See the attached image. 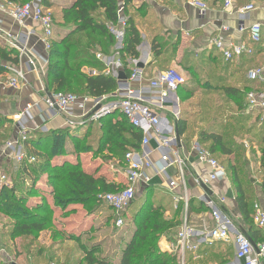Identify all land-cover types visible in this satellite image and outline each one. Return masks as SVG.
Listing matches in <instances>:
<instances>
[{"label": "trees", "instance_id": "obj_1", "mask_svg": "<svg viewBox=\"0 0 264 264\" xmlns=\"http://www.w3.org/2000/svg\"><path fill=\"white\" fill-rule=\"evenodd\" d=\"M3 1L23 6L32 0ZM53 1L63 0H42L43 9L50 11L54 5ZM120 2V0H75L70 6L60 8L57 17L52 14L54 31L55 33L57 31V34L59 32L62 36L51 41L48 51L45 85L47 94H71L68 91H81L90 99L112 96L118 89V82L115 78L102 74L104 65L96 59L98 53L105 56H114L118 53L123 62L124 75L126 78L131 76L134 67L130 62L140 59L139 48L143 43V37L136 24V18L143 13L142 11H145L146 7L136 9L133 8L130 0H123L122 15L126 19V26L122 46L117 51V41L108 26L118 24L121 15ZM263 44L262 38L261 44L257 46ZM178 45L177 42L166 47L160 35H153L152 53L162 69L168 70L170 63L175 60ZM97 50L100 52H96ZM254 55L245 57L252 58ZM220 56L222 57L221 53L217 57ZM198 57L197 60H192L191 56L185 57L180 64L181 67L187 72H194V75L197 76L202 71H207L208 75L211 76V80L216 83L217 87L221 88L224 97L231 101L234 99L237 105H241L240 111L242 110L243 113L236 120L240 125V128L236 129V134L240 135L242 133L247 137L246 139L250 144L256 143L258 145L261 152V168L264 170V120H262L258 111L248 112L247 110L246 97L250 89L241 90L231 83L228 78V65L231 62L213 61L206 53H202ZM0 60L6 66H17L20 63L19 52L0 43ZM83 66L88 67L90 71H97L98 74L92 75L85 72L82 70ZM6 71H8L7 68L0 67V74ZM186 85L187 83L179 89V96ZM259 90H262V88H259ZM253 119L255 121L250 125L249 123ZM4 122L0 119V131L2 129L1 124ZM191 122L192 120L187 116L186 110L181 108L177 125L178 135L186 133L192 125ZM94 123L99 124L101 134L93 139V136L90 137L89 131L78 127L73 128V130L59 129L35 135L28 134L24 142L25 148L28 156L34 157L36 162L30 164L26 160L18 166L17 170L14 169L13 164L10 165L14 183L12 185L8 183L0 184V215H5L11 219L6 237L10 240L21 238L23 252L31 253L33 249L36 250L35 247L38 245L40 235L51 225L52 214L46 195L49 194L56 207L67 208L70 205H81L93 212L103 208L102 204L105 203L104 197L106 195L123 190V187L119 188L115 182L109 181L106 176L99 175L96 172L87 173L80 162L56 164L59 162L56 160L57 158L71 154L80 155L81 153L107 151L115 159L120 158V153H124V159L128 152L140 150L143 133L134 128L122 115L110 114L97 122H89L86 125L95 127ZM227 129L229 130V128L219 129V131L204 129L198 134L199 143L209 150L213 156L218 155L219 158L221 156L226 159L225 161H218L225 168L227 180L235 193L243 225L242 230L253 244L263 243L264 232L255 226L252 218L256 198L249 196L245 189L247 181L253 184L252 177L249 175L250 163L247 159V151L243 143L237 144L234 137L229 139L226 134ZM8 140L9 135L7 133L5 135L0 133V143ZM45 178L48 181L46 190H43L45 193L41 190V194L39 192L38 195H34L33 191H36V184ZM261 186L264 192V176ZM152 188V185H148L144 188V192L148 193ZM145 193L144 195H146ZM36 197H41V201L34 207L31 204L32 199ZM167 199H170V197H167ZM143 200L136 201L138 202L139 212L135 213L133 221L137 226L133 232L132 241L125 247L117 264H171V261L181 264L177 255H171L160 250L159 247V241L163 238V235L172 232V229L178 226L179 221L158 219V211L160 210L154 208L151 203L143 204ZM133 206L132 204L130 208L132 209ZM181 211L182 208L179 214ZM207 211L208 208L204 203L190 200L188 223L193 215L206 213ZM126 213L122 215L123 219H125ZM139 219L142 220L138 221ZM60 237L63 238V234ZM257 238L259 240H256ZM218 248L219 244L213 247L202 246L195 252L187 254L186 264H191V259L196 258L194 261H198L206 255L209 256L210 260L215 259L214 261L218 260L222 264L227 263L226 258L231 256V249L226 248L225 253L224 251L217 253ZM82 250L86 264H99L95 258V255L99 252L98 250L87 249L84 246ZM39 253L46 255L43 248H40ZM50 253L51 248L48 249L47 255L50 260H55L54 255ZM33 258L36 260L37 255ZM34 263V261L31 262V264Z\"/></svg>", "mask_w": 264, "mask_h": 264}, {"label": "built area", "instance_id": "obj_2", "mask_svg": "<svg viewBox=\"0 0 264 264\" xmlns=\"http://www.w3.org/2000/svg\"><path fill=\"white\" fill-rule=\"evenodd\" d=\"M191 7L197 8L202 14L208 11V6L199 0H189ZM226 7L233 5L232 0H226ZM123 3L120 5V18L116 25H109L108 28L117 41L118 51L123 43L124 28L126 19L122 15ZM253 5L242 8L239 12L241 15H247L254 11ZM0 14L13 19L23 30L26 31L24 37H10L6 43L10 49L19 52L20 63L17 66H11L8 69V84L14 90H18L22 82L26 80V72L21 66L23 56L27 57L26 69L37 71L40 60L48 67V57L41 56L28 47V39L35 35L39 30V39L43 41L45 50L49 51L51 41L55 39L54 23L52 15L42 7V0H32L21 6L10 2L0 3ZM248 42L226 44L221 38L213 40V47L216 48L223 56L226 62L239 60L245 56L255 54V48L262 42L263 28L259 23H253L249 29ZM96 59L104 65L102 74L107 77L115 78L118 82L117 91L107 98L93 99L94 111L89 115L90 121L97 122L101 118L110 114L122 115L134 128L143 133L141 148L138 151H130L124 157L126 166V183L128 186L123 190L106 195L104 202L116 214V225L123 226L124 219L122 215L127 212L130 206L136 200V188H144L151 184L152 178L147 175L151 170L157 174H164L173 166H178L180 176L176 181H170L169 188L176 191L178 188L187 191V185L183 173V161L176 156L174 160L171 155H162L161 163L156 166L151 160V151L149 150L152 140L158 145V149L172 151L181 143L177 135V125L181 115L180 99L178 98L179 89L186 84L184 76L176 69L170 68L166 71L159 72L144 87L146 74L139 65L141 60H132L130 63L134 71L126 80H119L121 73H124V66L118 53L114 56H105L102 53L96 55ZM89 74L97 75V71H89ZM247 78L255 85H261L263 88L253 87L247 92L248 112L258 111L262 120H264V66L256 67L247 72ZM142 85V86H139ZM138 86V87H137ZM46 93V92H45ZM47 94V93H46ZM43 98L42 102L50 113H71L74 107L80 102V99L73 94L57 93ZM35 105H28L21 115L24 118L30 116V110ZM168 107L173 109L172 122L167 123L162 112ZM29 132L22 131L16 140H8L0 143V150L14 163V169L24 161L34 164L36 159L27 154L25 140ZM246 147L248 145L246 144ZM194 150L200 165L207 169L203 176L196 178L198 186L207 188L212 183H218L227 180V173L223 165L213 154L200 144L195 145ZM170 153V152H169ZM7 177L1 176V184ZM209 192V190H208ZM206 207L209 210L210 222L202 218L199 225L194 226L188 223V212L190 199L185 196L175 198L176 203H182L184 224L176 236V246L171 245L167 248L168 252L175 253L181 264H186L187 254L195 252L198 248L213 247L216 244L232 246L234 248V262L229 264H264V242L253 244L244 231L236 224L233 218L225 211L227 203L225 197L212 194H206L203 198ZM253 222L255 226L264 231V206L255 202L253 207ZM1 238V233H0ZM0 258V264H2Z\"/></svg>", "mask_w": 264, "mask_h": 264}, {"label": "crops", "instance_id": "obj_3", "mask_svg": "<svg viewBox=\"0 0 264 264\" xmlns=\"http://www.w3.org/2000/svg\"><path fill=\"white\" fill-rule=\"evenodd\" d=\"M74 1L75 0H72V3ZM199 1L205 3L208 6V11L205 14H202L199 9L191 7L189 4V0L133 1V8L139 9L144 6L146 7L144 9L145 11H142L143 13H141V15L136 18V24L143 37V43L139 48L141 56L139 60L142 61L141 64H143V68L141 69L146 74L145 83L143 84L144 87H146L148 85V82L153 79L159 72L166 71V69H162L157 64V60L154 58V55L152 53L151 42L153 35H160V37L163 39V44H166V47H169V45L173 43H179L176 52V58L172 63H170L168 67H174L181 71L184 69L180 64L183 62L185 57L191 56L192 60H197L199 58L198 56L202 53H206V55H208V57H211V60L213 61L220 60L223 63H226V61H223V56L217 57L220 55V52L213 47V40L216 38H221L226 44L248 42V29L253 23H259L262 25V38L264 42V0H232L233 5L230 8L226 7V0ZM1 2H3V0H0V3ZM121 4L122 3H120V5ZM249 5H253L255 10L248 13L247 15H241L239 11ZM24 34H26V31L23 30L13 19L0 14L1 44H3L4 46H8L6 42L8 40H11L9 39L10 37L25 38ZM57 38L58 36L55 33V39ZM27 39L28 47L30 49H34L41 56V58L48 57V53L45 50L43 41L39 39V30H37L35 35H32ZM245 58L234 60L229 63V65L227 64L229 67V80L236 88L241 90L251 89L253 87L263 88L261 85H255L250 82L247 78V72L253 68L264 66V44L255 48V55L252 58ZM26 61L27 57L23 56L21 59V66L26 72V80L20 84L18 90H14L8 84V71L0 74V119L5 121L3 124H1L2 129L0 133L3 135L7 133L9 135V140H16L20 136V133L22 131L29 132L30 135H35L37 133H47L52 130L66 129V114L50 113L47 110L45 104L42 102L43 98L48 96L45 93L47 65L44 64V61L40 60V66L37 71H30L26 69ZM0 67L7 68L8 70L11 65L6 66L5 63L0 60ZM110 97H107V102L112 100L110 99ZM178 98H181L179 94ZM85 100H81L72 110L75 116H79L80 114L82 115L86 113L87 110L94 108V102L92 101L93 99ZM28 105H35V107L30 110V116L24 118L21 115L26 110V107ZM181 108L182 103L180 99V109ZM172 111L173 109L171 107H168L166 111L162 112V115L164 116L167 123H171L173 120ZM254 121V119L251 120L249 124L252 125ZM191 129L192 125H190L186 133H184L183 135H179L181 143L177 147H174L172 151H164L161 149L159 150L155 140H152L149 146V150L151 151V160L156 166H158V163H161L160 161L163 154L167 156L171 155L172 160H174L177 156L183 161V173L187 185V191L185 192L180 188H178L176 192L168 189V184H166L165 181L166 178H168L170 182L176 181L180 176V169L176 165L168 169L164 174L160 175L157 174L154 169L149 171L147 175L152 178L150 185L163 186L164 184L163 187L168 189L170 196H172L173 199L176 198L177 194L185 196L186 193L191 201H198L204 204L205 202H203V198L208 193H213L215 197H225L227 200V203L224 207L225 211L242 229L243 225L235 193L228 180H224L218 183H212L207 188H205L204 186H198L196 184L195 179L198 178V176H203V174L206 173L207 169L200 165L198 162L194 147L195 145L200 144L199 138ZM190 134L193 135L189 136ZM243 142L244 147L247 151L246 155L250 166L256 161L259 162V167L260 169H262L260 163L261 152L259 151L258 145L256 143L250 144L248 140H245ZM246 144L248 145V147H246ZM105 152L107 151L89 154L81 153L80 155L71 154L66 157L57 158L56 160L59 162H68L73 159V161H75L73 163H81L84 161V157L85 159H87L89 157L91 158L98 155L108 157V161H116V159L113 158L111 154H109L108 152L106 154ZM7 155V153L4 154L2 150H0V168L9 167L11 164L14 165L12 160L8 158ZM82 167L87 173H94V171L92 172L91 170H87L84 164L82 165ZM123 174V179L126 182V166ZM110 181L114 182V180ZM42 182L40 181L39 183H41L40 185L44 186ZM252 182L253 185H256L258 181L252 178ZM256 192V202L259 201L264 206V192L261 184L260 186H256ZM182 213L180 212L181 216ZM208 215L209 210L206 213L193 215L191 217L193 218L192 224H194V226L199 225L202 218H206L211 224V220ZM83 227L84 224L81 222V224L79 225V229ZM41 238H45V236L40 235L38 240V242L40 243H42ZM8 240L10 242V244L6 242V245L10 246V249L8 250L10 251L11 249H17V252L14 251V257H16L17 260L23 259L26 264H30L32 261H34L33 257H35L36 255L37 258L42 255L39 253L40 249L38 247L37 249L39 250L33 249L31 253H27L25 251L23 252L21 246V238ZM256 240H259V238H257ZM47 248L50 249L49 247ZM226 248L231 249V256H229V258H226L228 261L227 263L223 264H229L234 262L235 260L234 248L232 246H226L219 243V250L217 251V253H222L223 251L225 253ZM34 251H36V253H34ZM194 260H196V258L193 260L191 259V264H202L206 261L208 263L210 258L208 255L202 256L198 260L199 263L198 261ZM216 264L222 263L217 260Z\"/></svg>", "mask_w": 264, "mask_h": 264}, {"label": "rangeland", "instance_id": "obj_4", "mask_svg": "<svg viewBox=\"0 0 264 264\" xmlns=\"http://www.w3.org/2000/svg\"><path fill=\"white\" fill-rule=\"evenodd\" d=\"M120 1V3H123V0ZM133 1L135 0H130L131 4L133 3ZM53 3V8L49 12L51 15L54 14L57 17L58 13L61 10L60 8L70 6L72 0L53 1ZM56 35L58 36V38H61L62 36L61 34H59V32L57 34V31ZM96 52L100 51L97 50ZM169 68L174 67H168V69ZM174 69L178 70L177 68ZM82 70L87 73L90 71L88 67L84 66L82 67ZM178 71L186 79L187 85L184 91L181 92L180 97L182 100V110H186L187 116L192 120L191 130L194 131V134L198 136V134L204 129H214L216 131H219V129L223 130L224 128H229V130L227 129L228 132L226 133L229 139L234 137L237 144L244 143L243 141L247 140V137L242 133H240V135L236 134V129L240 128V125L236 120L238 119V116L243 113L242 110L240 111L241 105H237L234 99L231 101L230 99L224 97V94L221 93V88L217 87L216 83L211 80V76L210 74L208 75L207 71H202L198 76L194 75V72L192 71ZM68 92L77 96L80 101L85 99L90 100V98L88 99V97H86V94L82 93L81 91ZM94 110V108L89 109L86 111V113L82 115L80 114L79 116H75L73 111L66 114L65 128H84L85 131H89L90 137L93 136L92 139L95 138L98 134H101L99 124L94 123L95 127L86 125L89 124V122H92L90 121L89 115ZM192 135L190 134L189 136ZM105 153L107 154V152ZM123 154L124 153H120V158H118L119 160L116 159V161L113 162L108 161V157L104 156L96 155L87 159H85L84 157L83 162L85 163L81 162V164H84L87 170H91L92 172L94 171L99 175L102 174L103 176H106L109 181L114 180L119 188L123 187L122 189H124L128 186V184L123 179V173L125 169V166L123 164ZM216 158L220 161L226 160L221 156L219 158L218 155H216ZM73 162L75 161L71 159V161H68L67 163L72 164ZM65 163L63 161H60L56 164L63 165ZM258 163L259 162L255 161L254 164H251V166L249 167V175L258 181L257 184H250L249 181L245 183L246 193L252 197L256 196V186H260V184H262L261 182H263L264 170L260 169V165ZM2 175H5L7 177L5 182H7L9 185H12V183H14L12 177V169L10 168V166L6 168H0V184L2 182ZM42 181L41 182L44 184V186L40 185L41 183L38 182L35 188L37 192L33 191L34 195H38L39 192L41 194V190H46L45 187L48 186V181L46 178ZM165 181L166 184L169 185V179L166 178ZM163 186H153L151 191H149L148 193H145L144 188L140 186L136 188V200L133 203L134 206L132 209L130 208L129 210H127L124 224L121 227H118L116 225V214L111 211L106 203L102 204V209L100 208L93 212H91L90 209H85L81 205H70L67 208H59L54 205L53 199L49 197L48 193H46L48 194L46 195V197L48 198V204L51 208L50 210L52 214L51 225L46 229L45 232L42 233V235L45 236V238H41V242L43 244L38 242V245L36 246V248L38 247L39 249L43 248V252L46 255H41L39 258L34 260V262L37 264H86L84 262L85 256L82 250V247L84 246L87 249H96L99 251L95 255V258L98 260L99 264H116L120 261L122 252L124 251L125 247L133 239V232L135 230V227L137 226V224L133 221V218L135 216V213L139 212L137 206L138 202H136L139 201V199H144L143 204L146 203L147 205L151 203L154 208H158V210H160L158 211L159 213L156 211L159 214L158 219L179 221L178 226L172 229V232L163 235V238H161L159 241V247L162 251H166L167 248L171 245L176 246L175 238L177 236V233L182 228L181 226L183 225L185 219L182 212V216L179 214L182 203H176L175 199L170 196V193L168 191V189H170L169 186L168 189ZM144 193L146 195H144ZM167 197H170V199H167ZM177 197L182 196L177 194ZM162 199L163 201H161ZM40 201L41 197L33 198L31 205L36 207V205ZM140 220L142 219H139L138 221ZM81 222L84 224V227L79 229V225L81 224ZM192 222L193 218L189 220V224L194 225L192 224ZM10 224L11 219L7 218L5 215H0V233L2 237L0 238L1 262H3L2 264H26L23 259L17 260L16 257H14V251L17 252V249H11L10 251L8 250L10 249V246H7L6 242L8 244H10V242L6 237V233H8V227L10 226ZM3 234L5 236H3ZM58 234L60 236L61 234H63V238H61ZM47 247L51 248L50 254L54 255L55 260H50V258L48 257ZM5 250L8 251L6 252ZM168 253L171 255H176L172 252ZM214 260L215 259H211L208 263L206 261L202 264H216V261L214 262ZM161 261H163V259H161ZM171 264H177V262L175 263L171 261Z\"/></svg>", "mask_w": 264, "mask_h": 264}, {"label": "water", "instance_id": "obj_5", "mask_svg": "<svg viewBox=\"0 0 264 264\" xmlns=\"http://www.w3.org/2000/svg\"><path fill=\"white\" fill-rule=\"evenodd\" d=\"M139 68H143V64H141L139 66ZM119 80H126V76L124 75V73H121L120 76H119Z\"/></svg>", "mask_w": 264, "mask_h": 264}]
</instances>
